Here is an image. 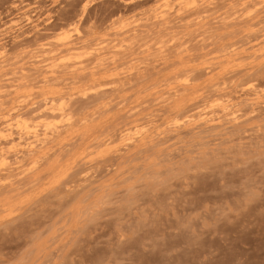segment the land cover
Instances as JSON below:
<instances>
[{"label":"rangeland","instance_id":"obj_1","mask_svg":"<svg viewBox=\"0 0 264 264\" xmlns=\"http://www.w3.org/2000/svg\"><path fill=\"white\" fill-rule=\"evenodd\" d=\"M0 264H264V0H0Z\"/></svg>","mask_w":264,"mask_h":264},{"label":"bare ground","instance_id":"obj_2","mask_svg":"<svg viewBox=\"0 0 264 264\" xmlns=\"http://www.w3.org/2000/svg\"><path fill=\"white\" fill-rule=\"evenodd\" d=\"M85 63V62H84ZM80 65V64H79ZM82 65V64H81ZM69 67V66H68ZM79 69V68H78Z\"/></svg>","mask_w":264,"mask_h":264}]
</instances>
